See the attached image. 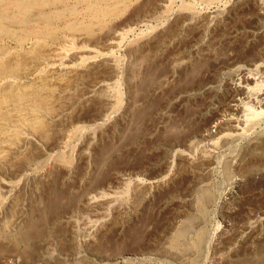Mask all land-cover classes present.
<instances>
[{
  "label": "bare ground",
  "instance_id": "1",
  "mask_svg": "<svg viewBox=\"0 0 264 264\" xmlns=\"http://www.w3.org/2000/svg\"><path fill=\"white\" fill-rule=\"evenodd\" d=\"M96 2L91 5L96 17L105 18L130 0ZM168 2L156 0L151 9L116 20L93 38L81 29L77 45L65 34L54 37L38 30V35L49 38L47 48L22 61L18 56L7 62L0 57V264L20 258L15 250L6 255L9 245L58 227L76 246L75 257L95 254L94 245L105 242L112 232L124 233L158 195L170 206L167 236L174 248L164 254L165 259L179 264H264V247L258 248L264 240V204L235 218L231 214L236 206L225 205L237 191L228 183L222 192L218 187V193L208 183L219 150L237 142L240 147L224 161L226 177L237 190L264 180V128H255L264 114V0H231L213 14L194 9L171 14ZM166 9L171 14L169 25L151 27L154 33L124 48L122 69L116 52L123 47L129 26ZM241 12L244 18L237 21ZM189 29L195 55L175 53L177 49L167 55L165 47L181 42ZM239 37L243 39L238 48L225 47ZM158 58L170 64L168 75L155 72L161 64L155 62ZM185 77L190 79L188 85H179ZM120 78L126 103L116 89ZM150 93L166 99L164 107L155 110L154 122L147 119L145 136L172 130L168 111L191 99L205 101L196 116L203 115L206 123L188 128L193 131L185 136L182 148L173 140L155 143V148H165L160 170L146 167L134 178L128 175L136 171L119 170L114 177H103L113 157L128 147L131 135L144 127ZM89 105L92 112L81 115L79 109ZM73 139L78 140L75 162L69 158ZM251 156L262 161L249 164ZM221 206L226 209L222 229L212 225Z\"/></svg>",
  "mask_w": 264,
  "mask_h": 264
},
{
  "label": "rangeland",
  "instance_id": "2",
  "mask_svg": "<svg viewBox=\"0 0 264 264\" xmlns=\"http://www.w3.org/2000/svg\"><path fill=\"white\" fill-rule=\"evenodd\" d=\"M96 1L99 3H102L103 0H0V57H2L1 59L4 62H7V61H10V59H13V57L18 56L20 58V61H22V59L24 60L27 57L32 58L34 56V53H37V51L41 50L42 48L43 49L45 47L47 48V43L49 44L50 40L49 38H44L38 35V30L45 31V32H52L54 37L59 34L62 35L61 37H64L63 34H65L67 37L71 38V41L73 40L72 43L74 45H77L79 44V42L76 37V33L79 32L81 29L87 30L91 38H93L96 34H99L101 32L104 26L107 27L111 25L114 21L119 20V19L133 18L132 16H135L136 11H137L136 15L141 14L142 12H144V10H148V8L151 9L153 7V4L155 5L156 3V0H153V1L146 0L148 3L144 0H130V2L127 3V5L118 7L117 8L118 10L116 9L113 15L106 16L105 18H98L96 17V14L94 12L95 9L91 8V5L94 4ZM230 1L231 0H214V1H210V0H169L168 9H170L169 11H171V14L178 9H192V10L194 9L195 11H198L200 13L206 14V13L212 12L211 14H213L215 13V11L225 9ZM141 3L143 5H141ZM134 5L135 7H133ZM168 9H166L165 11L151 13L150 15H148L149 17L147 18V20L142 22V24L141 23L136 24L135 22L134 24L132 23L129 26L123 38V42H122L123 47L121 48V50L116 52V56L118 57V60H119V65L121 66L122 69H124L126 66V60L125 58H123L125 57V49L131 42L147 34H150L152 32L154 33V31L156 30L158 26L165 27V25L167 26L169 25L168 24L170 23L169 15L171 14L169 13V11H167ZM132 10L133 12H131ZM242 14L245 15V12L240 13V15L236 18L237 21H240L244 18L243 17L244 15ZM151 27L152 28L154 27L153 29L155 30H153ZM193 35L194 34H193L192 29L187 30L181 42H178L170 47H165L166 54L167 55L170 53L173 54L175 52L174 50L177 49L178 51L176 50L175 53H178V54H181L187 57L194 56L196 49L193 46L195 44L193 43L194 42ZM36 37H38V39ZM19 39H22L23 41ZM242 39L243 38L239 37L237 38V40L235 39L234 43L233 41H231L225 47L227 48L230 47L233 49L238 48L239 47L238 42L242 41ZM45 41H48V42L46 43ZM38 43L40 44L39 46H38ZM155 62L158 64L159 62L161 63L157 65L159 70H156L155 71L156 73L160 71L165 75L169 74L170 64L168 62H165L164 59L161 60L159 58ZM189 82H190V79L188 78L186 79L185 77V79L182 78L181 81H179V85L186 86L188 85ZM116 89H118V91L121 93L122 102L126 101V98H125L126 89H125V84L122 78L119 79V83ZM82 92L83 91L80 90L78 93H82ZM147 95L149 96V97H146V101H148L147 106H146L148 107V111L144 113L145 114L144 121H146L144 124V127H140L139 129H137L139 133L136 131V133H134L135 136L134 134L131 135L130 138L132 139L131 140L130 138L128 139L131 143L127 141L128 147H126L122 151H119L117 155L113 157L112 159L113 164H111L110 167H108L109 171L106 170V173L103 177H112L119 170H129L130 171V169H132L131 171L133 170L136 171L137 174L135 172L134 175L132 173L128 175L130 176V178H134L135 175L136 176L143 175L141 170L146 167H152L155 170H160L161 168H163V164L161 162L162 160L160 159H162V157L164 156L165 148L163 149V147L161 146L159 147V149L161 148L159 150L154 147V145H156L155 143L160 142L163 145L162 142L164 141L171 142L173 140L177 142L180 148H182L180 144L183 143L185 136L187 135V133L189 134L190 131H193L190 129H192V127L193 129L195 128L198 129L202 126L203 123H206V118L203 115L201 117L196 116L199 112L204 110L205 101L203 99L202 100L198 99L197 101L191 99L190 101H188L189 104L187 102L185 106L178 107V108L173 107L171 108V110L168 111V114H169L168 122L171 125L173 124L172 130H169L166 132H164L165 130H163V132L161 131L160 134L157 133L159 135L156 134V136H153L152 138L150 136H145L144 133L147 131L145 128H147L146 126H149V124H147L148 123L147 121L152 119L151 121L154 122L153 119L154 117H156V114L154 113L155 110H157L159 107L163 108L165 99H166L165 96H161L160 94L158 95L157 93H150ZM162 97L164 98L163 100H162ZM92 110H93V105H91V107L89 105V107L87 106L85 108L79 109V111H81L79 113L81 115L85 113L84 116H87V114L89 115L92 112ZM79 113H76V114L78 115ZM147 113L149 114L147 115ZM259 118L260 119L262 118V119L258 120L259 123L255 127L257 131L264 128V114L261 115ZM71 131L75 132L76 126H72ZM154 141H157V142H154ZM76 142L78 143L77 139H73L71 141L73 151L70 154L69 158L72 162L76 161L75 157L77 158V154L75 153L77 151L76 149L78 148V144ZM234 144L229 145L230 147L227 146L219 150L218 152L219 159L218 161H216V164H214L211 170L212 172L210 173L211 175H209L208 183L210 184L211 187L214 186V189L218 193L220 192L219 189L221 188V186L222 188L220 190L222 192V189L223 191L227 189L225 187H227L228 183H230L229 187L232 188L233 190H236L238 196L237 195L234 196L233 198L234 200L232 201L230 200L229 205L226 204L225 207L236 206L235 207L236 209L234 210L235 212H233L231 215L235 214L233 216H235V218L236 217L239 218L240 216H242V214L246 213L247 209H249L250 207H256V206L264 204V180L261 182H258L257 184L256 183L250 184V188H248L249 185L248 186L246 185L247 187L244 185L245 187L243 186L241 190L240 189L237 190L236 187H235L236 189L234 188V183L232 179L227 178L224 172L225 171L224 161L228 159L234 151L237 150V147H240L241 142H237ZM233 146L234 148H232ZM222 153L224 156H222ZM220 154H221V157H219ZM261 159L262 158L260 156H251L249 157V160H250L249 164L254 165V163L256 162L258 164L259 162L262 161ZM153 166H157V167H153ZM139 170L141 173L138 172ZM110 174L112 176H109ZM218 187L220 188L218 189ZM148 202H147V205H145L146 208L144 207L145 209L142 210V212L139 215H137L136 219L133 220V222L129 224V226L126 228L124 233L119 235L116 232H112V234L111 233L109 234V238L105 242L96 244L92 247V249L96 251L95 253L96 255L87 252L85 254H82V256L79 258L75 257V247L76 246L74 244H71L72 241L70 237L65 234V230L59 227L51 231H48V233L45 232V234L44 233L36 234L35 236L37 235L38 236L34 237L32 240H27V241L25 240L23 242H20L18 245H9L6 248L7 249L6 255H8L9 253H13L14 250H15L14 253L18 252L17 254L20 255V258L18 261H14L10 264H45V262L46 264H51V263L52 264H66V263L67 264H173V263L179 264L177 261L173 259H168V258L165 259L166 252H168L169 250L171 251L174 248L172 238L170 236L169 237L167 236V229L171 225V216H169L170 206L164 205L163 199L159 195L151 199ZM160 202L162 204H160ZM225 207L221 206L219 208L220 211L218 210L216 215L214 214L215 216L212 220V225L216 228L221 227L220 229H222L226 224V222H224L225 216L223 215L226 210ZM221 211L222 213H220ZM52 237L58 241H55ZM62 240L64 241L62 242ZM259 242L263 243L264 240H261ZM260 243H258L259 249L264 247V243L262 245ZM162 250L163 251L165 250V251L163 252ZM56 258L57 260L58 259L59 260L56 261Z\"/></svg>",
  "mask_w": 264,
  "mask_h": 264
}]
</instances>
